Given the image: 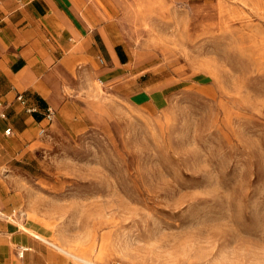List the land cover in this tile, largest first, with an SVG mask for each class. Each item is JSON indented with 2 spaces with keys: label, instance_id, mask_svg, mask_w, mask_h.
I'll list each match as a JSON object with an SVG mask.
<instances>
[{
  "label": "rangeland",
  "instance_id": "rangeland-1",
  "mask_svg": "<svg viewBox=\"0 0 264 264\" xmlns=\"http://www.w3.org/2000/svg\"><path fill=\"white\" fill-rule=\"evenodd\" d=\"M98 1L130 75L94 77L72 125L5 165L0 233L34 226L68 264L85 263L54 244L92 264H264V0Z\"/></svg>",
  "mask_w": 264,
  "mask_h": 264
},
{
  "label": "crops",
  "instance_id": "crops-1",
  "mask_svg": "<svg viewBox=\"0 0 264 264\" xmlns=\"http://www.w3.org/2000/svg\"><path fill=\"white\" fill-rule=\"evenodd\" d=\"M98 2L0 0V173L31 146L41 128L47 131L54 121L73 124L81 107L76 96L94 77L114 81L130 75L129 49L117 40L110 11L106 17L96 10ZM101 18L107 21L99 23ZM98 64L105 66L100 70ZM48 110L54 114L51 123L44 118ZM8 128L11 133L6 135ZM23 228L2 227L0 264H68L31 234L45 237L41 230L27 224Z\"/></svg>",
  "mask_w": 264,
  "mask_h": 264
},
{
  "label": "built area",
  "instance_id": "built-area-1",
  "mask_svg": "<svg viewBox=\"0 0 264 264\" xmlns=\"http://www.w3.org/2000/svg\"><path fill=\"white\" fill-rule=\"evenodd\" d=\"M17 100L20 101L21 104H23V105L25 104V101L22 99L21 96H18ZM27 111L32 112V109H28ZM53 115H54L53 112L51 110H48L47 113L45 114L44 118L46 119V121L48 123H51L53 121ZM45 132H46L45 128H41L39 131V135H43V134H45ZM10 133H11V130L9 128L5 130L6 135H9ZM24 250H26V249H23L22 251H24Z\"/></svg>",
  "mask_w": 264,
  "mask_h": 264
},
{
  "label": "bare ground",
  "instance_id": "bare-ground-1",
  "mask_svg": "<svg viewBox=\"0 0 264 264\" xmlns=\"http://www.w3.org/2000/svg\"><path fill=\"white\" fill-rule=\"evenodd\" d=\"M24 230H26L25 228H23ZM37 239H41L39 236H37V235H34ZM54 248L56 249V250H58V251H60V252H62V253H64V254H67V256L69 255V256H71L73 259H75L76 261H79V262H81V263H85V264H92V263H90L89 261H87V260H84V259H82V258H80V257H77V256H74V255H71L68 251H65L64 249H62V248H60V247H58L57 245H55L54 244Z\"/></svg>",
  "mask_w": 264,
  "mask_h": 264
}]
</instances>
